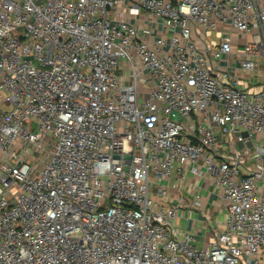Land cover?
I'll return each mask as SVG.
<instances>
[{"label": "built area", "instance_id": "1", "mask_svg": "<svg viewBox=\"0 0 264 264\" xmlns=\"http://www.w3.org/2000/svg\"><path fill=\"white\" fill-rule=\"evenodd\" d=\"M187 174L225 209L201 248L168 197ZM261 250L264 0H0V264Z\"/></svg>", "mask_w": 264, "mask_h": 264}, {"label": "crops", "instance_id": "2", "mask_svg": "<svg viewBox=\"0 0 264 264\" xmlns=\"http://www.w3.org/2000/svg\"><path fill=\"white\" fill-rule=\"evenodd\" d=\"M127 17L132 16L128 15ZM131 22L138 28H142L150 23V19L141 12L139 17L131 19ZM157 35H166L160 26ZM234 38L233 47L236 50L240 40ZM186 179V184L178 191H171L168 197L170 202H174L178 206V217L174 224L180 232L179 237L187 232L193 236L194 246L201 248L208 245L215 230L224 231L223 222L219 223L216 215H225V209L209 182L201 185L200 181L194 179L190 174L186 175ZM200 186L202 187L197 191L196 189ZM195 201L200 204V207L191 208Z\"/></svg>", "mask_w": 264, "mask_h": 264}, {"label": "rangeland", "instance_id": "3", "mask_svg": "<svg viewBox=\"0 0 264 264\" xmlns=\"http://www.w3.org/2000/svg\"><path fill=\"white\" fill-rule=\"evenodd\" d=\"M239 43H242V40H240ZM121 64L124 65L123 62H121ZM252 77H253V74H252ZM216 217L218 218V222L219 223H222L223 222V220H224V214H218V215H216ZM261 254L264 255V250H261Z\"/></svg>", "mask_w": 264, "mask_h": 264}]
</instances>
